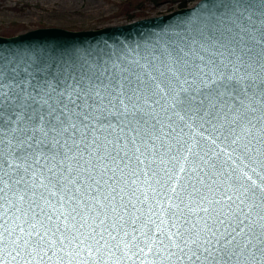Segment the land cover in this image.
Wrapping results in <instances>:
<instances>
[{
	"label": "snow or ice",
	"instance_id": "obj_1",
	"mask_svg": "<svg viewBox=\"0 0 264 264\" xmlns=\"http://www.w3.org/2000/svg\"><path fill=\"white\" fill-rule=\"evenodd\" d=\"M227 7L232 16L225 14V26L217 22L215 30L208 29L216 49L208 61L201 55L190 62L180 50L159 77L149 73L145 79L129 69L117 74L115 64L109 65L113 54L102 52L71 67L39 58L0 60V170L5 165L14 170L5 187L43 189L32 191L25 208V195H19L17 207L0 187V255L6 252L17 264L60 253V261L86 254L90 264H106L104 256L117 252L133 264V258L161 252L175 257V264H241V257L255 264L264 258V135L258 148L237 134L245 120L256 126L258 108L245 105L246 99L264 108V78L254 67L264 71V22L257 28L246 16L253 3L235 0ZM255 48L261 51L254 56ZM246 68L252 72L239 75ZM114 95L122 114L131 116L128 124L138 126L131 129L136 135L127 151L119 141L87 142L92 113H102L105 100L115 106ZM139 126L145 127L143 135ZM153 136L172 141L163 176L152 167L155 159L146 163V152L137 146L139 139L154 149V141L148 144ZM5 148L11 162L4 159ZM64 148L80 150L75 168L55 163L58 155L61 165L69 158ZM49 152L52 167L47 175L39 171L37 183L38 169L28 161L39 166ZM133 160L132 176L143 175L151 196L125 192L136 180L126 179L120 164ZM9 220L14 227L6 226ZM239 238L246 242L241 245Z\"/></svg>",
	"mask_w": 264,
	"mask_h": 264
},
{
	"label": "water",
	"instance_id": "obj_2",
	"mask_svg": "<svg viewBox=\"0 0 264 264\" xmlns=\"http://www.w3.org/2000/svg\"><path fill=\"white\" fill-rule=\"evenodd\" d=\"M244 2L246 4L253 3L256 5V7L247 10L246 16H252L257 28L261 27L262 22H264V7L260 6L264 5V0H244ZM230 3H235V0H197L194 6L182 8L169 14L99 30L70 31L62 28H42L13 37L0 36V60L4 61L5 64H11L17 61L24 63L26 60L39 58L46 61L47 64L55 63L58 66L63 64L71 67L74 62L78 65L81 60L87 59L91 62L96 58V53L102 52L113 54L112 61H109V65L115 64L117 74L123 71V69H129V71H134L138 75H143L145 79L148 78L147 74L149 73L152 76L159 77L160 72H166L168 66L173 64L177 57L182 55L180 50H183V57L190 62H199L198 58L201 55L204 57L205 62L208 61L216 51L208 38V29L212 28L215 30L217 22H221V28L225 26V14L228 17L232 16V10L227 7ZM260 51V48H255L253 55L255 56V53ZM226 56L227 53H225ZM217 58L219 59L221 57ZM105 59L107 60V56H105ZM260 63L264 64V59H261ZM254 67H256L257 71L261 72V76L264 78V71L261 70L259 65L254 64ZM247 72H252V69L246 68L239 75H246ZM252 75L255 76V73L253 72ZM112 99L115 106L108 104V101L105 100L102 106V113L100 111H94L92 113V119L88 122L91 131L89 132L87 142L95 139L97 144L104 145L108 141H119L120 146L124 147L127 151L132 148L130 141L136 135L131 129L138 126L135 122L128 124L131 116L126 118L122 114V108L119 102L116 101L115 95ZM245 105H252L258 108L255 114L256 118L252 120V124L256 126L252 127L245 120L241 127L237 129V134L245 139L252 140V143L259 148L261 145L257 144V140H259L261 135H264V121H260L259 118L264 116V108L258 105L256 99L251 96L245 100ZM148 110L151 111L150 108ZM157 111H159V108H157ZM109 123L112 125L111 128L108 127ZM139 127H141V135H143L145 127ZM121 128H123V131H121ZM165 131L167 130L165 129ZM9 138H11V133L5 137V139ZM75 139L79 142L81 136L78 134ZM153 141L155 142L154 149H146L140 143L139 139H137V146H140L141 150L146 152V163L148 160L155 159L156 162L152 167L159 171L160 176H163L162 169L165 163L168 162L170 155L167 152V146L172 141L167 136H163L160 139H156L153 136L152 139L148 140V144L151 145ZM111 147L112 145H109L110 149ZM81 148H83V145H81ZM92 150L89 149V151ZM4 151V159L11 162L12 158L6 154L7 148ZM60 151L64 153L68 152V149L64 148ZM79 152V149L73 148L71 152H68L69 158L63 161V165L60 164L62 157L59 155L56 156L55 163L58 167L75 168L79 158ZM101 152H103V148H101ZM52 155L54 153H47L48 159L45 160L42 158L39 166L35 165L32 159L28 161L29 164H32L33 169H38L37 183H39L40 178L39 171L42 170L47 175V169L52 167ZM74 155L77 159H71ZM129 155H131V151H129ZM84 156L87 159L88 153H84ZM161 157H163L164 163L160 162ZM191 159L190 157L189 160ZM79 162L83 163V161ZM17 163H21L23 166L22 162L17 161ZM126 163L128 164L127 167H125ZM244 163H248V161ZM185 166L189 167L190 165L186 162ZM120 167L123 169V176L126 179L129 181L136 180L135 185H129L125 188V192L128 195L133 190H136V195L141 196V198L142 193L145 191H148L149 196L152 195L144 182L145 178L143 175H140L139 178L132 176V171L136 169V162L134 160L131 163L125 161L120 164ZM13 171V169L7 168L6 165L3 170H0V187H5V182L10 180ZM121 186H123V181L121 182ZM152 187L159 190L160 186L152 180ZM5 191L7 192L6 199L16 203L17 207L21 206L19 195H25L23 207L26 208L27 200L31 196L32 191H43V189H32L25 193L22 187L19 189L13 188L12 190L5 187ZM128 195L125 196V199L128 198ZM144 207L146 208L147 206ZM255 211H259V209L254 210V219H256ZM6 226L9 228L14 227L13 221L9 220ZM239 239H241V245L246 242L244 238ZM239 252L240 249H237L238 254ZM61 255L63 253L53 256L50 259L46 258L43 262L37 257L33 261V264H69V261H71V264H90V260L86 254H82L79 257L65 256L64 260L60 261L59 257ZM0 259L4 260V264H17V261L13 260L11 256H8L6 252L0 255ZM103 259L106 264H133L132 260L123 258L122 252H117L115 257L105 255ZM133 259L135 264H175V257L169 259L167 252H161L159 256L153 254L139 259ZM20 264H23V262L21 261ZM241 264H252V262L250 260L245 261L241 257ZM255 264H264V258H258Z\"/></svg>",
	"mask_w": 264,
	"mask_h": 264
},
{
	"label": "rangeland",
	"instance_id": "obj_3",
	"mask_svg": "<svg viewBox=\"0 0 264 264\" xmlns=\"http://www.w3.org/2000/svg\"><path fill=\"white\" fill-rule=\"evenodd\" d=\"M192 0L188 7L194 6ZM174 0H0V36L42 28L91 31L169 14Z\"/></svg>",
	"mask_w": 264,
	"mask_h": 264
},
{
	"label": "trees",
	"instance_id": "obj_4",
	"mask_svg": "<svg viewBox=\"0 0 264 264\" xmlns=\"http://www.w3.org/2000/svg\"><path fill=\"white\" fill-rule=\"evenodd\" d=\"M174 2H178L179 9L188 7L190 0H174Z\"/></svg>",
	"mask_w": 264,
	"mask_h": 264
},
{
	"label": "bare ground",
	"instance_id": "obj_5",
	"mask_svg": "<svg viewBox=\"0 0 264 264\" xmlns=\"http://www.w3.org/2000/svg\"><path fill=\"white\" fill-rule=\"evenodd\" d=\"M191 2V1H190Z\"/></svg>",
	"mask_w": 264,
	"mask_h": 264
}]
</instances>
